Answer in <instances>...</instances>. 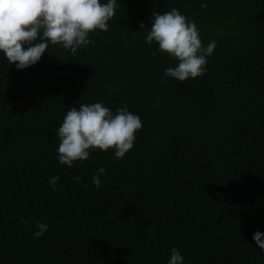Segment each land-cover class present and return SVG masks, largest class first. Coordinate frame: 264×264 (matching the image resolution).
<instances>
[{"label":"trees","instance_id":"16d2710c","mask_svg":"<svg viewBox=\"0 0 264 264\" xmlns=\"http://www.w3.org/2000/svg\"><path fill=\"white\" fill-rule=\"evenodd\" d=\"M172 8L216 42L183 82L145 41ZM108 23L75 56L49 44L17 69L0 52V264H168L173 247L184 264H264V0H117ZM96 102L140 117L133 148L61 165L66 112Z\"/></svg>","mask_w":264,"mask_h":264},{"label":"clouds","instance_id":"9594fccd","mask_svg":"<svg viewBox=\"0 0 264 264\" xmlns=\"http://www.w3.org/2000/svg\"><path fill=\"white\" fill-rule=\"evenodd\" d=\"M206 9L207 3H201ZM117 0H0V52L9 64L25 69L36 64L47 51L49 44L61 45L75 56L81 48L94 44L89 34L97 30L107 31L109 21L116 15ZM150 31L145 41L155 42L158 51L167 53L178 61L175 67L165 69L166 77L183 82L205 74L207 58L211 56L216 42L205 46L194 21L172 8L170 11L152 12ZM140 29L144 28L143 23ZM153 55H156L153 52ZM142 120L128 111L125 105L116 112L102 102L82 104L79 109L71 107L59 126L57 149L61 165L72 167L75 161L87 160L90 150H114L116 159H123L136 140V133L142 129ZM106 169L101 167L93 176V184L99 189L100 175ZM57 176L49 183L55 189ZM77 181L81 177L75 178ZM27 224L28 220H22ZM38 231L34 237L42 236L49 225L36 221ZM264 233L257 231L253 239L264 250ZM185 257L173 247L168 264H184Z\"/></svg>","mask_w":264,"mask_h":264}]
</instances>
